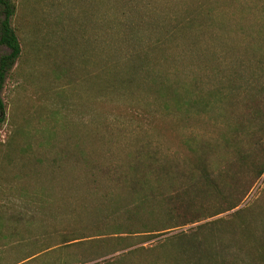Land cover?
I'll return each instance as SVG.
<instances>
[{
  "label": "rangeland",
  "instance_id": "1",
  "mask_svg": "<svg viewBox=\"0 0 264 264\" xmlns=\"http://www.w3.org/2000/svg\"><path fill=\"white\" fill-rule=\"evenodd\" d=\"M12 1L22 53L1 91L0 264H91L135 248L127 264H153L175 256L164 242L175 233L264 210V0ZM176 94L213 108L177 110ZM255 100L262 111L242 120ZM188 145H212L216 172L257 179L242 203L82 262L93 248L75 245L95 237L93 180L114 188L102 169L150 159L182 168L199 155ZM146 208L160 218L164 205Z\"/></svg>",
  "mask_w": 264,
  "mask_h": 264
},
{
  "label": "trees",
  "instance_id": "2",
  "mask_svg": "<svg viewBox=\"0 0 264 264\" xmlns=\"http://www.w3.org/2000/svg\"><path fill=\"white\" fill-rule=\"evenodd\" d=\"M15 12L16 5L12 0H0V46L9 49V52L0 56V126L6 118V104L1 91L7 74L22 53L17 31L12 25ZM263 62V59L259 62L261 67ZM175 98L177 110L180 111L213 108L209 102L202 104L193 96L182 99L176 94ZM246 106L247 114L243 115L242 120L247 115L249 121L252 111H262L261 103L257 100L247 101ZM239 125L243 126L244 121ZM201 146L196 149L188 145L192 154L199 155L182 168L173 169L168 162L158 164L150 159L147 164L102 169L106 175L110 174L107 175L108 180L114 188L110 186L105 189L97 179L93 180V189L98 196L85 208L90 207L93 212L87 227L93 233L90 236L95 237L84 244L75 245L93 248L92 254H83L85 257L82 262L95 261L125 250L131 244L122 243L135 236H149L186 226L238 207L264 173V167L259 169L257 179L242 182L240 175H236L238 172L234 173L230 168L214 171L208 162L212 145ZM175 174H179L180 178ZM115 188L121 192L117 194ZM153 199L164 205L159 212L160 218L155 217V209L146 208V204ZM243 211L238 209L232 213L228 225L234 221L233 218H240L233 227L220 226L226 219L218 218L199 224L191 228L190 232L169 236L164 242L173 240L177 253L173 257L159 258L153 264H264V210L249 218L240 216ZM136 251L138 248L91 264H127L126 257Z\"/></svg>",
  "mask_w": 264,
  "mask_h": 264
}]
</instances>
